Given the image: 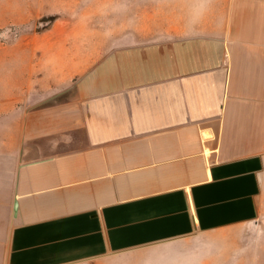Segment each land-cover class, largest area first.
Here are the masks:
<instances>
[{
	"label": "crops",
	"instance_id": "1",
	"mask_svg": "<svg viewBox=\"0 0 264 264\" xmlns=\"http://www.w3.org/2000/svg\"><path fill=\"white\" fill-rule=\"evenodd\" d=\"M169 5L87 68H14L0 264H264V0Z\"/></svg>",
	"mask_w": 264,
	"mask_h": 264
},
{
	"label": "rangeland",
	"instance_id": "2",
	"mask_svg": "<svg viewBox=\"0 0 264 264\" xmlns=\"http://www.w3.org/2000/svg\"><path fill=\"white\" fill-rule=\"evenodd\" d=\"M171 0H0V97L11 93L18 79L13 71L27 69L28 57L43 66L47 57L75 56L85 47L89 67L124 36L149 29V19L170 12ZM33 57V58H34ZM34 63V62H33ZM51 63V62H50ZM44 67V66H43ZM49 67V66H48ZM257 227L264 234V169Z\"/></svg>",
	"mask_w": 264,
	"mask_h": 264
}]
</instances>
